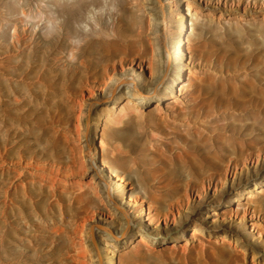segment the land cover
<instances>
[{
    "label": "rangeland",
    "instance_id": "1",
    "mask_svg": "<svg viewBox=\"0 0 264 264\" xmlns=\"http://www.w3.org/2000/svg\"><path fill=\"white\" fill-rule=\"evenodd\" d=\"M51 2L0 0V264H164L161 260H170L171 250H195L196 244L206 247L212 245L211 239L219 235L228 241L232 249L242 253L237 258L233 257V264H264V148L258 158L244 161V164L241 161L221 179H217V172L224 168L223 163L233 154L221 156L223 160L216 164L208 161L202 162L203 165L198 163L201 152H204L201 147H207L205 141L210 146L212 142L220 145L225 141L224 136L232 134L238 137L239 132V138L257 137L254 141L264 144V104L260 103V99L255 102L254 95L258 92L251 89L264 90V63L246 60L245 56L249 47L264 50V0H92L91 6H83L78 13L79 18L89 15V25L75 21L73 27L76 32L72 40L60 38V42L66 44L72 42L82 46L91 40H98L101 44V54H93H103L101 61L94 62L95 66L89 70L76 73L72 64L78 63L66 60L62 49H55L51 44L54 39L50 31L42 28L53 15ZM21 10L33 14L28 21H23L30 28L32 43L30 48L19 51ZM93 23L97 27L92 30V35L84 37L83 28L89 29ZM152 38L163 62L169 61L163 75H173L170 78L175 80V85L171 92L165 93V101L160 104L161 111L142 112L154 107L159 97L150 98L151 102L142 109L129 106L126 99L116 98L114 93L118 86L115 80L109 82L108 75L117 81L124 76V72L133 75L146 94L152 80L147 54L151 50ZM83 53L90 56L86 51ZM103 79L109 82L108 85L104 86ZM30 81L33 84H26ZM239 82H243L244 88L232 95L231 102L230 96L223 94L221 96L225 100L222 103H212L210 98L215 90L226 86L231 91L233 86V92L236 90L233 83L239 85ZM28 87L31 95L26 101V116L31 131L26 130V134L22 135L25 145L42 147L43 140L35 126L42 115L57 107L61 112L58 114L59 128L68 129L69 125L73 127H70L71 133L77 137L74 125L80 121L84 124V131H81L80 141L71 139L73 142L67 144L61 141L62 144L57 147L60 155L55 158L60 163L48 171L57 179L55 188H34L36 194L32 192L30 200L37 202L36 206L23 203L27 216L22 219L19 217V89L26 90ZM89 87L95 90L94 93H90ZM247 88L251 90L246 91ZM110 93L108 102L97 105L91 111L88 109V101ZM248 95L253 96L252 101L247 100ZM263 96L258 94L257 98ZM235 97L241 98L236 101ZM195 105L201 107L192 113L190 109L196 108ZM185 110L187 116L184 115ZM172 112L180 114L177 117L173 115L174 118ZM164 114L166 121L161 120L159 125L165 126L153 127L152 117L156 119ZM198 114L201 115L198 117ZM118 119L121 122L127 120L128 126L137 133L134 145L124 146L130 148L129 151H124L121 146L120 149H124L120 151L114 148V139L110 137L111 143L102 149L100 139L104 123H119ZM89 136L91 142L88 141ZM194 139L204 146L198 144L201 147L195 150L192 146ZM81 147L85 163L80 158ZM102 158L109 160L120 173L119 179L103 167ZM186 161L195 164L191 174L183 168L185 163L188 164ZM171 167H180L183 174L179 177V189L175 187L174 190L184 194L186 187L191 188L188 199L181 202V214L173 208L174 213L168 211L167 217L164 211L167 212L169 202L166 197L164 200L156 194L167 189H159L155 185L158 184V174L168 176ZM208 174L215 176V181L209 185L206 180L205 190H198L196 185ZM93 186L98 187L99 197L94 196ZM60 192L64 197L62 199ZM220 193H223L225 203L219 209L198 211L201 204L217 199ZM108 197L117 201L119 208L116 212H109L106 206ZM160 199L165 203H161ZM148 210L158 216L153 217L150 223L146 214ZM190 212H195L201 226L195 229L190 225L181 233L184 214L189 215ZM121 213H127L129 223H132L131 230L121 228L118 216ZM48 224H57L61 228L52 233L62 234L57 235L54 242L48 239L52 235L51 228L45 227ZM96 224H99L98 228ZM221 227H226L227 234L234 238L228 239L227 234L222 236L220 233L209 235V230ZM19 228L22 230L19 231ZM136 228L142 229L147 238H142ZM145 238L147 240L142 241ZM198 241L202 243L198 244ZM207 251L211 248L208 247ZM201 262L196 261L195 264H209Z\"/></svg>",
    "mask_w": 264,
    "mask_h": 264
},
{
    "label": "bare ground",
    "instance_id": "2",
    "mask_svg": "<svg viewBox=\"0 0 264 264\" xmlns=\"http://www.w3.org/2000/svg\"><path fill=\"white\" fill-rule=\"evenodd\" d=\"M45 1H47V0H40V2H42V3H45ZM50 1H52L51 3H52L53 8H54V10H52L53 15L47 20V22H45L42 25V28H45L46 30H49L50 31V33H51L50 36H51V38L54 39L53 42H51V44L54 46L55 49H57L59 47L62 49L63 54H64L66 60H68L69 62H73V63L76 62V63H78V64H72V70H73L74 73L79 72V71H83V70H89V69L93 68L95 66L94 65V62L98 63L99 61H101L100 60L101 57H103V54H102V56H95V55H93L95 53L96 54H101V48H100V45L101 44H100V42L98 40L88 41L87 43H85L82 46H80V44H74L72 42H69L68 44L61 43L60 42V38H64L66 40H68V39H71L72 40V36L76 32V30L73 27V23H75V21L76 22H79L81 24L87 23V21H88V18L87 17L89 15L88 16H86V15L84 16L83 15V18L81 17L82 18L81 19V18L78 17V13H79L80 9L83 6H87V5H90L91 6V3H92L91 1L92 0H50ZM257 1L258 0H254V2H257ZM90 9H93V8L90 7ZM91 12H93V11H91ZM88 13H89V10H88ZM94 13H95V11H94ZM31 15H33V14L30 13V12H26L25 10H21L19 12V51L20 50H26V49H28V48L31 47L30 45L32 43V37L30 36V32H31L30 31V28H29V26H28L27 23L25 25L23 24V21H25V20L28 21V19H29L28 17H31ZM92 20L95 21L94 19H92ZM95 27H97V26L94 25V23H93L92 26H89L88 27L89 29H84L83 28L84 37H88V36L92 35V30ZM150 41H151V43H150L151 50H149L147 52V54L149 55L148 56L149 66H150V68L152 70V80H150L151 83H150V86L148 87V91H147L146 94L144 93L143 90H141L139 88V86L137 85V81H136V79H135V77L133 75L131 76L129 74H126V72H124V76H121L120 77V81H117V79H115V78H113V77H111L110 75L107 74L108 75L109 82H111L112 80H115V85L118 86V89L116 90V93H114L115 96H117L116 98L117 99H121V100L122 99H126V103L129 106H132V107H134L136 109H142L145 106L146 103H150L151 102V99L150 98L155 97V96H158L159 97L158 99L156 98L158 100V103L154 107H151L150 109L146 108L142 112L151 111L153 109L158 110V111H161L160 104H161V102H164L165 101L164 100L165 99V93H167V91L171 92L172 89H173V87H174V85H175V80L170 78V76H173V75H169V73L167 74V76H164L163 75L164 70L165 69L167 70V68H168V67L166 68V64H167V61L168 60H166V61L163 62L162 55L160 54L159 50L156 47L155 39L152 38ZM233 49H234V47H233ZM83 51H86L87 54L89 53L90 56H85L84 53H83ZM231 51H232V48H231ZM234 53L233 54L236 55V51ZM242 55L240 54V56H242ZM245 56L247 58V59L245 58L246 60H248V59L249 60H251V59L253 60L254 59V60H256V61H258L260 63H264V50H262L261 48H252V47H249V48H247V53L245 54ZM142 59H144V58H142ZM247 70H248V68H247ZM175 71H176V74L179 75V73H180L179 70L176 69ZM248 72H250V71H248ZM172 74H174V73H172ZM238 75H240V73ZM238 75H236V76H238ZM241 75H243V74H241ZM73 77H74V75H73ZM246 77H247V75H246ZM247 79H248V77H247ZM37 80H39V79H37ZM240 81H241V79H240ZM242 81L244 82V79H242ZM109 82L106 81V79H103L104 86L108 85ZM243 82L242 83L239 82V85H237V84L235 85V83H233L234 84V87L236 89L233 92H232V90H234V89H232L233 86H232V88H230L231 91H229V89H228L229 87L228 86H227L228 88H225L226 87L225 86L222 89L215 90V93L210 98V100L213 101L212 102L213 104H214V102L222 103L223 100H225V99H224V96H221V95L227 94V95L230 96V101L229 102H231L232 95L235 96V94L238 93L239 89H243L244 88ZM248 83H249V80H248ZM252 83H253V81L251 82V84ZM26 84H28V85L33 84V81L27 82ZM103 84H102V87H103ZM225 84H226V82H225ZM246 84H247V81H246ZM249 89L246 90V91H249ZM251 89H252V91L258 92L256 95H254L255 96L254 98H256L255 102H259L257 100L260 99V103L261 104L262 103L264 104V96L262 98L261 97L260 98H257V95L258 94H260V95H263L264 94V90L263 89H260V88H256V87H252ZM208 90H210V89H208ZM89 91L92 94V93H94L95 90L92 87H89ZM252 91H250V92H252ZM111 93L109 95H107V96L104 94V95L98 96V97H96V98L91 99L90 101H88L87 102L88 109L91 111L93 108L95 109V107H97V105H99V104H101L103 102H108L109 96L111 95ZM207 93H209V92H207ZM243 93H245V92H243ZM30 95H31L30 87L26 88V90L19 89V112H21L19 114V217H21L22 219H23L24 216H27L24 213V207H23L24 204L23 203L28 202L31 205V207L36 206V203L37 202L30 200V196L32 195L31 193L32 192L35 193L33 191L34 188H36V187L44 188V186H46V188H48V187L49 188H53V189L55 188L54 187L55 184H56L55 181H57V179L55 178V175L52 174L54 177L51 176V174L48 171L51 169V167H53V166L56 167V165H58L60 163L59 162V159H55V158H56L57 155H60V153L59 154L57 153V147H59V145L62 144L61 141H64L63 143H66L67 144V143H70V142L72 143L75 140H79L80 139V136H81V131H84V130H82L84 128V124L80 123V121H79V124H82V125H79L77 123H76L77 125H74L73 124L74 127H75V131H74V129L72 131H74V132L77 133L76 134L77 137L74 136L71 133V128H73V127L70 126L71 127L70 128L69 125H68V123H67V125H68L67 128L68 129H64V127L63 128H59L58 125H60V123H59V120H60L59 118L60 117L58 118V116H59L58 114H59L60 110H59V107H57V108H55L53 110L47 111L44 115H42L39 118L38 125L35 126L38 129L39 136L43 140L42 147H40V148L28 147V145H25L24 144L25 140L22 137V135L24 136L26 134V130L31 131V125H30L29 120H28V118L26 116V112L28 111V109H26V104H27L26 101L30 97ZM199 95L201 96V94H199ZM239 95H243V94H239ZM203 97H205V96H203ZM206 97H208V96L206 95ZM225 97H226V95H225ZM194 98L195 97H193V99ZM197 98H200V97L197 96ZM237 99L235 97V100L236 101H237ZM252 99H253V96H249V98H247V100H251V101H252ZM195 100H196V98H195ZM198 101L199 100L197 99V102ZM78 102H80V100ZM203 102H204V100H203ZM226 102H228V101H226ZM232 103H233V101H232ZM243 103H244V101H243ZM80 104H82L81 102L79 103V106L82 107L83 105H80ZM203 104H206V103H203ZM67 105H69V104H67ZM199 105H201V104H199ZM195 107L196 108H194V109H190V110H192V113H193V110H196V109L198 110L199 107H201V106L195 105ZM70 109L72 110V108H70ZM70 109H68V110L70 111ZM183 109H184V107H183ZM190 110L188 109V112ZM262 110H264V109H262ZM185 112H187V111L186 110L184 111V115L186 114ZM78 113L80 114V112H78ZM178 113L179 112H177V113H173L172 112V116L174 115L175 117H177L178 116L177 115ZM181 113H183V112H181ZM60 114H61V112H60ZM150 114H151V112H149V115ZM194 114L196 115V113H194ZM62 115H61V117H62ZM165 115L166 114H164V115H162V116H160V117H158L156 119H154V117H152V120L151 121H152L153 127L158 126L160 124V122H162V121L163 122L166 121ZM200 115L198 114L197 116L199 117ZM185 116H187V115H185ZM69 118L70 117H68V119ZM74 118H73V120H74ZM79 118H80V116H79ZM118 120L120 121V119H118ZM192 120H193V118H192ZM64 121L67 122V120H64ZM167 121H168V119H167ZM170 121H172V120H170ZM70 122H71V120H70ZM119 123H122V124L119 125ZM119 123H118V121L116 123H114V124L111 123V125H108L109 123H106V122L104 123L103 128H102V132H101V139H100V147L102 149H104V147L107 146L108 143H111L109 141V138L110 137H112L114 139V142H115L114 143V148L119 149L120 151L125 148L124 146L127 147V146H130V145H132V146L134 145L133 144V141H135V138L137 136V133L133 132V130L131 129V127L128 126L127 120H124L123 119L122 122L120 121ZM169 123L172 124V122H169ZM188 123H190V121ZM65 124L66 123H64V125ZM162 125L165 126L164 124H162ZM185 125H188V124H185ZM160 126L161 125H159V127ZM163 126H161V127H163ZM86 127H87V124H86ZM86 127H85V130H86ZM186 128H189V127H186ZM155 129H158V128H155ZM204 134H206V133H204ZM200 136H201V134H200ZM236 136H234V135L232 136V134L229 135V136H224L225 141L223 143H221L220 145H216V144H214L212 142L211 143V146H210V145H207L206 144V141H205V146H207L206 148L201 147V145L203 143L202 144L201 143H198L199 142L198 139H194L192 141V146H193V148L195 147V150H196V148H200L201 147L202 150L204 151V152H201V156L202 157H199L198 158V156H197V158L199 160V162L198 161L197 162L200 163V165H203L204 163H202V162H206V161H208V163H211V164L212 163L216 164V163L221 162L223 160L221 158V156L223 157V156L226 155V157H227L228 156L227 154H233V156L230 155L228 157V159H226L225 162L223 163L224 164V168L220 172H217L218 173V178L217 179L223 178V175H226V173H228V171H229L230 168L237 167L241 161H243V164H244V161L253 160L255 157L258 158V156H260L259 153H260L261 149L264 148V144H262L260 142H259L260 143L259 144L256 141H254L255 139H258L257 137L255 138L254 135L253 136H254L255 139H248L250 136L247 139L246 138H239V132H238V137H236ZM211 140H212V138H211ZM88 141L91 142L90 141V136H89V140ZM200 141H202V140H200ZM59 142H61V143H59ZM75 144L76 143H74V145ZM77 144H79V143H77ZM198 144H201V145H198ZM121 146L124 147V148L120 149ZM203 146H204V144H203ZM61 147H63V146H61ZM64 148H65V146H64ZM70 148H71V146H70ZM186 148H188V147H186ZM218 148H220V149H218ZM126 149L129 151L130 148L129 149L128 148H125L124 151H126ZM186 150H188V149H186ZM77 152H78V150H77ZM82 152H83V150H82V147H81L80 150H79V154H80L81 161L83 163H85L84 160H83L84 159V154H82ZM178 154H180V153L178 152ZM192 155H193V153H192ZM197 155H198V152H197ZM177 156L175 155L176 158H178ZM187 156H191V155H187ZM193 156H196V155L194 154ZM58 157H60V156H58ZM193 161H195V160H193ZM101 163H102V165H103L104 168L105 167L107 168V170L110 173V175H114L115 177H117V179L120 178V175H119L120 173L115 169V167H113L109 163V160H107L105 158H102L101 159ZM179 163H180V161H179ZM187 163L188 164L185 163V165L183 164L184 165L183 168H187L185 170L186 171L188 170L187 173L188 174H191L193 172L192 171L193 166L195 168V164L193 162L192 163L187 162ZM192 164H194V165H192ZM200 165L198 164L197 166H200ZM152 166L154 167V163H153ZM180 167H182V165H180ZM180 167H176V168H172L171 167L170 168L171 169V173L170 174L168 173V176H166V177H164V175H162L163 173L162 174H158L159 175V178L156 177V178H158V181H157L158 184H156L155 187L156 188H159V189H161V188L164 187V189H167L166 191H162V193H161V191L159 193L158 192L157 193L155 192L157 195L159 194V196L163 197V199L166 197L165 199L169 202L167 204V206H166L167 212L164 211L165 216H167V217H168V211L174 213V211L172 210L173 208H177V212L179 214H181V211H180L181 202L182 201H185L186 199H188V196L190 195V194L188 195V191H189V189L191 187L188 188V187L185 186L186 187V190H184L185 191L184 194H182L183 191L180 194L178 191H175L174 190L175 187L180 186L179 185V177L183 175V174L181 175V168ZM154 169H155V167H154ZM160 169H161V167H160ZM50 171H52V169ZM54 171H56V169ZM151 171L152 170H150V172ZM166 171H167V169H166ZM203 171L205 172V170H203ZM167 172H169V171H167ZM56 174H57V171H56ZM165 174H167V173H165ZM57 175H59V174H57ZM152 175L154 176V174H151V176ZM169 175H170V177H169ZM206 176H207L206 179L204 177V179L202 178L203 180H201V181L199 180L200 182L197 181L198 184L196 185L197 186L196 188L198 190L199 189L205 190V188H206V184H205L206 182L205 181L206 180L208 181V183L210 185L211 182L215 181V179H216L215 176L210 175V174H208ZM59 181H61V180H59ZM197 182H195V183H197ZM189 183H190V181H189ZM115 184H116V187L119 188L118 187V183L115 182ZM151 186H152V184H151ZM97 188L93 186V194H94L95 197H99V192H98V189ZM178 189H179V187H178ZM59 190L60 189H58V191ZM191 191H192V189H191ZM155 193H151L150 195H152V194L155 195ZM61 195H62V193L59 196H61ZM50 196H52V195L50 194ZM45 197H47V196H45ZM62 197L63 196H61V199H62ZM157 198H154V199H157ZM56 199H57V197H56ZM158 199H157V201H159ZM163 199H160V201L162 200L161 203H165V202H163L165 199L164 200ZM49 200H51V199H49ZM76 200H78V199L76 198ZM130 200L135 201V199L133 197L132 198L130 197ZM224 201L225 200H224L223 193H220V195L217 197V199H212L208 203L201 204L199 206V210L198 211L201 212L205 208H207L206 210H208V208L217 210V209H219L220 205L223 204ZM44 202L45 201L43 200L42 203L44 204ZM165 205H163V206H165ZM106 206L109 208L108 209L109 212H116L117 208H119V206L117 204V201L115 202V200L111 199L110 197H108V199L106 200ZM39 207L41 208V206H39ZM60 208H61V206H60ZM158 210H159V208H158ZM254 210H256V209H254ZM160 212H161V210H160ZM155 213L154 212H151L150 210H148V212L146 213V214H148L147 215V218L149 219V223L153 220V217L155 219V217L157 216V215H155ZM161 213H163V212H161ZM172 215H174V214H172ZM118 216H119V219L121 221V228L123 226L125 230H127V231L129 229L131 230L132 229L131 228V226H132L131 224L132 223L131 222L129 223L127 213H121L120 215L118 214ZM184 217H185L184 218L185 220L181 224L180 231L179 232L184 233L185 230H186V228L188 226H190V225L193 226V228H195V229L201 226V223L198 221V219H197L198 216L195 214V212H192V213L190 212L189 215H187V214L185 215L184 214ZM174 219H175V215H174ZM98 225L99 224H96L95 227L98 228L99 227ZM25 227H27V225ZM45 227L51 228V230H50L51 231V234L53 232H57L59 229H61L60 226H58L57 224H52V225L48 224ZM225 228L221 227L219 229L209 230L208 233H209V235H211V233H213V235H215L216 233H220L222 236H224V234H227V231H226ZM21 230H22V228H19V231H21ZM135 230L137 232H139V234L142 236V238L143 237H146L145 232L144 231H141L142 229L136 228ZM57 235H62V234H55V235L52 234V235H49L48 236L49 237L48 239L51 242H54L55 241L54 238ZM200 235H202V234H200ZM227 236H228V239H231V237H232V235H230V234H227ZM219 237H220V235H219ZM219 237H215L214 239H211L210 242L212 243V245H209V246H206V247H203L201 245H197L195 243L196 244V245H194V246H196L195 247L196 249L194 248L195 250H192L193 248L190 249V250H188V251L183 250L182 252H180V251L178 252V250H175V249L174 250H171L172 251L171 252L172 254L171 255L169 254L170 255L169 256V259L170 260L165 261V259H164L163 261L161 260V262H163L164 264H195L196 261L199 262L201 260L202 261L201 263L206 262V263H209V264H233L232 260H234V258H237L238 256H240V254H242V253L239 250H237V249H232L230 247L231 245L230 246L228 245V243H227L228 241L227 240L223 239L222 237H220L221 239H219ZM58 238H59V236H58ZM146 238H145V240H142V241H146L147 240ZM232 238H234V237H232ZM230 241H232V240H230ZM80 242H82V241H80ZM148 242L150 243V241H148ZM199 243H200V241H198V244ZM53 246H55V245H53ZM208 247L211 248V251H209V252L207 251ZM175 248H177V247H175ZM150 249L153 250L152 248H150ZM85 253L86 252H84V254ZM82 254H83V252H82ZM161 258H162V256H161ZM69 259H71V257ZM79 264H80V262H79Z\"/></svg>",
    "mask_w": 264,
    "mask_h": 264
}]
</instances>
